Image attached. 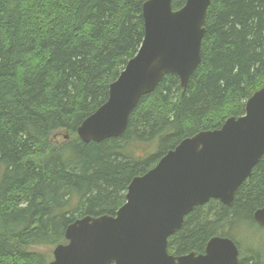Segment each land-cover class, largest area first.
Wrapping results in <instances>:
<instances>
[{"label":"trees","instance_id":"1","mask_svg":"<svg viewBox=\"0 0 264 264\" xmlns=\"http://www.w3.org/2000/svg\"><path fill=\"white\" fill-rule=\"evenodd\" d=\"M145 1L0 0V264H48L76 218L114 215L133 177L182 139L242 115L264 87V0H211L186 87L164 74L120 136L83 142L76 128L141 44ZM263 203L264 154L231 204L211 199L184 217L168 252H202L225 236L237 264H264V248H240L234 234L258 226Z\"/></svg>","mask_w":264,"mask_h":264},{"label":"water","instance_id":"2","mask_svg":"<svg viewBox=\"0 0 264 264\" xmlns=\"http://www.w3.org/2000/svg\"><path fill=\"white\" fill-rule=\"evenodd\" d=\"M211 0H146L143 38L136 54L110 83L108 97L76 128L83 142L120 136L139 98L166 73L184 89L200 63L203 23ZM264 154V87L246 101L244 113L219 128L182 139L127 185L114 215H84L70 223L65 243L52 249L48 264H237L229 237H211L202 252L171 254L168 238L194 207L211 199L231 204L238 187ZM264 228V203L253 213Z\"/></svg>","mask_w":264,"mask_h":264},{"label":"rangeland","instance_id":"3","mask_svg":"<svg viewBox=\"0 0 264 264\" xmlns=\"http://www.w3.org/2000/svg\"><path fill=\"white\" fill-rule=\"evenodd\" d=\"M58 138L60 140L61 136ZM235 232L236 233L234 234L236 235V239L238 243L241 241V244H239L240 248L248 247L252 243L258 244L260 247L264 248V228L255 225L254 226L250 225L248 228H245L244 226H240L239 228H237ZM52 249L53 248L50 249L51 255H52Z\"/></svg>","mask_w":264,"mask_h":264}]
</instances>
